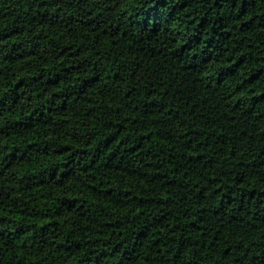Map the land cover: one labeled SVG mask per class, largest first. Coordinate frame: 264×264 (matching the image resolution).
I'll return each mask as SVG.
<instances>
[{"label":"trees","instance_id":"1","mask_svg":"<svg viewBox=\"0 0 264 264\" xmlns=\"http://www.w3.org/2000/svg\"><path fill=\"white\" fill-rule=\"evenodd\" d=\"M0 264H264V0H0Z\"/></svg>","mask_w":264,"mask_h":264}]
</instances>
